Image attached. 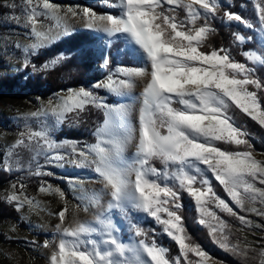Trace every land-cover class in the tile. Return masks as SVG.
I'll return each mask as SVG.
<instances>
[{"label": "snow or ice", "instance_id": "1", "mask_svg": "<svg viewBox=\"0 0 264 264\" xmlns=\"http://www.w3.org/2000/svg\"><path fill=\"white\" fill-rule=\"evenodd\" d=\"M105 3L112 13L97 14L90 6L62 8L50 0L3 4L13 13L5 20L17 26L23 21L26 36L33 41L13 45L22 52L19 68L39 71L31 57L73 33L68 23L72 20L79 21L81 29L103 34L98 44L81 42L74 54L90 62L102 53L97 69L107 73L87 87L62 88L47 102L37 97L36 110L15 117L19 131L6 145L0 171L20 175L10 181L4 202L21 214L26 207L39 210L40 202L23 194L25 179L37 177L40 192L57 196L63 204L55 213L58 222L51 239L26 240L25 246H31L45 264H170L168 250L154 238L149 240L141 227L150 220L178 245L179 255L171 264H193L190 253L200 258L195 264H216L206 251L193 246L183 227L187 197L199 214L198 223L220 248L241 256V264L257 260L264 264V222L254 223L240 214L246 210L264 221V159L256 158L255 138L240 122L247 117L264 129V0L255 2V22L223 11L221 0ZM17 10L19 16L14 14ZM41 20L56 23L41 30ZM216 21L258 34V49L241 53L245 63L235 58L231 45L213 47ZM246 39L253 37L233 33L231 44L242 47ZM120 42L123 55L134 46L144 61L138 66H114L112 49ZM58 60L43 69L55 67ZM108 95L126 102L109 103ZM91 110L100 117L92 131L94 143L58 142L57 127H79ZM69 166L90 173L59 177L77 202L71 211L65 192L45 181L55 177L46 168ZM86 183L97 187L89 194ZM210 207L259 231L260 239L245 240V248L230 245L226 222ZM81 209L91 212L92 218L77 219Z\"/></svg>", "mask_w": 264, "mask_h": 264}, {"label": "rangeland", "instance_id": "2", "mask_svg": "<svg viewBox=\"0 0 264 264\" xmlns=\"http://www.w3.org/2000/svg\"><path fill=\"white\" fill-rule=\"evenodd\" d=\"M2 2L4 4L5 0H3ZM15 2L19 4L20 0H15ZM50 2L57 3L62 8H67L68 6L84 7L83 5L77 3L62 4L53 0H50ZM10 12V15H12L13 13L11 10ZM14 14L19 16L20 11L17 10ZM8 23L11 26V30H9V33H3L2 35H0V78L6 75H14L24 70L22 68H19V61L23 58L22 52L19 49H14L13 45L15 43L26 45L33 42L31 38L26 36V32L28 30L22 27L23 21H21V26H17L15 23L9 21ZM55 23L56 22L54 20H41V30L52 27L53 25H55ZM68 23L74 28V31L81 29V24L79 21L68 20ZM53 31H55V29H53ZM101 35L103 36V34ZM248 36L253 37L255 43V47L253 48V50H257L258 34H254L252 30H248L246 38ZM247 42L248 40L246 39L245 44ZM6 52L7 54H5ZM260 74L261 70L258 69L257 75ZM95 82L96 81H92L90 83ZM90 83H87L85 87H87ZM100 94L107 95V93L103 91H101ZM37 97L38 96L35 94H26L20 96L3 93L0 94V159L3 158V154L6 150V145L14 142L19 131L15 117L21 113L36 110L38 106ZM108 101L109 103L113 104L126 102L121 97L114 95H108ZM240 122L242 123L243 127L246 128L248 132L255 138L256 158L258 160L264 159V129H262L256 122L247 117H242ZM131 151L132 150L130 149L128 155H131ZM62 169L72 170L75 172L76 176L90 175V173L85 171L74 170L70 166ZM84 187L90 194L91 191L97 186L94 183H86ZM257 187L262 186L257 184ZM8 189L9 187L0 188V200H4L3 197ZM23 194L28 196L29 198H35V200L40 202L42 207L39 210L34 209L32 211H29L26 207L23 214L18 213L20 216V221L11 220L6 225L0 226V264H45L44 258L38 255L31 246L26 247L24 241L30 240L43 243L45 239H51V235L54 232V225L58 222L56 220L55 213L63 207V204L59 201V198L57 196L42 193L40 192V189L36 194H33L31 196L27 195L25 191L23 192ZM221 195L223 198L224 194L221 193ZM68 201L69 210L71 211V207L74 206L77 202L72 198L68 199ZM230 206L232 205L230 204ZM248 207H251V205H246V209ZM255 207L260 208L261 205L257 203ZM209 210L215 211L217 216L220 217L221 220L226 222L227 228L225 230V234L228 237L230 245L237 244L241 248H245V240L255 243L260 239L262 234L259 231H252L243 227L238 220L228 216L226 213L220 212L214 207H210ZM234 210L237 209L234 208ZM49 213H53V215H49ZM181 214L183 216V227L193 246L198 245L202 250L206 251L210 255L211 259L216 262V264H220V262H222V264H241V256L233 254L232 252H226L222 248H220L219 244H217L209 234V230L198 223L199 214L195 210L192 201H190L189 204L185 205V208L182 210ZM240 214L245 215L247 219L252 220L254 223L264 222L260 217L246 210L240 212ZM91 218V212L86 213L81 209L77 213V219L81 221L89 220ZM68 219H71L70 215H68ZM157 226L159 227V233L163 234L161 227L158 224ZM122 235L123 238L127 240V233L124 232ZM217 238L219 239L220 237L218 236ZM168 239L171 241L170 238ZM175 247L177 249L176 255H174L172 258L168 257L170 260V264L171 260L179 255L178 245L175 244ZM168 254L169 251H167V256ZM188 259L193 261V264H195V262L199 261L200 258L190 253ZM255 264H259V261H255Z\"/></svg>", "mask_w": 264, "mask_h": 264}, {"label": "trees", "instance_id": "3", "mask_svg": "<svg viewBox=\"0 0 264 264\" xmlns=\"http://www.w3.org/2000/svg\"><path fill=\"white\" fill-rule=\"evenodd\" d=\"M3 0H0V35L3 33H9L11 26L8 21L5 20V16L10 15V10L3 7ZM58 3H77L83 6L92 7L97 14L112 13L113 10L107 7L105 0H53ZM114 2V0H108V3ZM255 2L256 0H221L223 11H232L241 14L245 19L255 22L258 17L255 14ZM228 5V7H223ZM244 5V8H241ZM214 26L217 27V34L212 38L213 47L220 45H231L233 55L241 62L245 63V58L242 56L243 51L253 50L255 47L254 40L248 41L242 47L231 44L232 34L239 33L241 35L248 34V30L242 25L237 27L235 23L225 26L219 21L214 22ZM13 27V26H12ZM103 40V36L100 33H94L90 30L78 29L68 36H62L51 44L39 49L35 56L31 57V62L36 65L39 71L33 72L31 67L24 69L14 75H6L0 78V94L10 95H26L35 94L42 100L47 101L49 98L60 91L62 88L67 87H80L86 86L87 83L103 79L107 73L101 72L97 69V63L102 59V53L95 61L83 62L77 58L74 54L77 51V46L83 41H91L94 44H98ZM123 42H120L119 46L114 45L112 49V56L114 66H138L145 59L144 54L135 50L134 46L126 49L130 52L129 55H123L120 52V47H123ZM59 58V60H58ZM53 60H58L55 67H49L43 69V65L50 63ZM85 123L79 127L63 126L56 129V139L60 140L68 139L78 141L80 144L94 143L95 137L92 135V131L100 117L91 110L87 114H84ZM29 157L25 154L24 159ZM45 170H52L55 172V177H46V184H51L53 187H59L65 192L68 199H71V192L67 184L59 179L61 176H73L76 174L72 170L62 168H46ZM16 175H9L1 171L0 173V188L10 187V181L15 180ZM26 175V174H25ZM23 178V177H22ZM41 187L40 179L37 177H30L25 179V192L31 196L36 194ZM190 200L185 197L184 204H189ZM20 221L18 212L11 206L7 205L4 200H0V226L6 225L9 221ZM141 227L148 234L149 240L155 239L158 245L164 246L168 249V257L172 258L177 253L175 243L170 241L165 235L159 233V227L157 224L150 220L144 221ZM154 230V231H153Z\"/></svg>", "mask_w": 264, "mask_h": 264}]
</instances>
